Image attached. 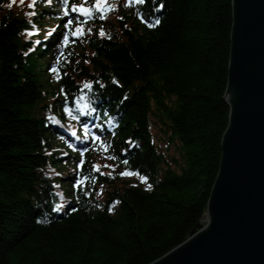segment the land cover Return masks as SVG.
Here are the masks:
<instances>
[{"label": "trees", "instance_id": "1", "mask_svg": "<svg viewBox=\"0 0 264 264\" xmlns=\"http://www.w3.org/2000/svg\"><path fill=\"white\" fill-rule=\"evenodd\" d=\"M231 2L118 0L114 19L93 11L82 21L88 36L51 73L59 32L31 49L26 10L0 0V264H149L190 236L228 125ZM92 118L120 172L94 166V145L76 194V176L62 174L80 157L61 125ZM156 127L178 155L156 142Z\"/></svg>", "mask_w": 264, "mask_h": 264}, {"label": "water", "instance_id": "2", "mask_svg": "<svg viewBox=\"0 0 264 264\" xmlns=\"http://www.w3.org/2000/svg\"><path fill=\"white\" fill-rule=\"evenodd\" d=\"M228 125L207 212L149 264H264V0H232Z\"/></svg>", "mask_w": 264, "mask_h": 264}, {"label": "rangeland", "instance_id": "3", "mask_svg": "<svg viewBox=\"0 0 264 264\" xmlns=\"http://www.w3.org/2000/svg\"><path fill=\"white\" fill-rule=\"evenodd\" d=\"M18 3H20V2H16L15 4L17 5ZM30 8H33V5L32 4H30ZM40 64H41V67H40L41 69H46V65L47 64H44V61L43 62H40ZM46 75L42 74L41 75L42 76L41 78L44 80L46 78ZM43 89L46 91V94H47V97L45 98V100L43 101V103H45V102L51 103L52 102V94L51 93L50 94L47 93V91H48V85L43 86ZM152 130H153V134H154V136L156 138V142L159 143L160 145H162L163 146V149L165 148V149L169 150V153L171 155H178L176 143L172 144V146H169L168 145V147H167L166 141L161 139L162 138V134L160 133L159 129L156 127V128H154ZM98 161L105 168L110 169L111 172L112 171H115L116 172V171L119 170L118 166L115 163H113V161H111L109 158L99 156L98 157ZM135 178H139V177H135Z\"/></svg>", "mask_w": 264, "mask_h": 264}, {"label": "snow or ice", "instance_id": "4", "mask_svg": "<svg viewBox=\"0 0 264 264\" xmlns=\"http://www.w3.org/2000/svg\"><path fill=\"white\" fill-rule=\"evenodd\" d=\"M128 2H129V5H131L133 3H135V4H144L146 2V0H128ZM21 3H23V0H21ZM33 3H35V0H33ZM108 3H109V0H96V5H95L96 10L103 13L105 11L106 6L108 5ZM163 7H164V5L161 4L160 8H163ZM77 10L80 11L84 15H90V13H91L90 9L84 8L82 6L79 9L73 8V11H77ZM101 18L103 19L105 17L102 15ZM69 23H71V21H69ZM159 23H160V20L156 19L153 23L149 24L148 26L149 27H154L155 25H158ZM100 34L104 35L103 32H101ZM65 43H67V37H65ZM84 87L85 88H90V85L85 84ZM109 158H111V157H109ZM124 163H127V161H124ZM96 170H99V169L97 168ZM120 175L131 176V175H136V173L130 172V171H125V172L120 173ZM141 180L144 181L145 178L141 177ZM148 187L150 189L151 185H148Z\"/></svg>", "mask_w": 264, "mask_h": 264}]
</instances>
